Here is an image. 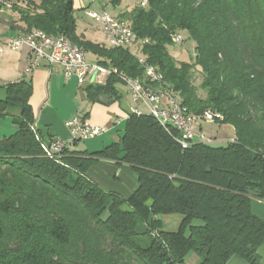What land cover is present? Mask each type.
I'll use <instances>...</instances> for the list:
<instances>
[{
    "label": "trees",
    "instance_id": "trees-1",
    "mask_svg": "<svg viewBox=\"0 0 264 264\" xmlns=\"http://www.w3.org/2000/svg\"><path fill=\"white\" fill-rule=\"evenodd\" d=\"M121 1L112 0L115 7ZM10 3L19 17L12 30L62 35L123 76L145 81V57L189 112L220 114L216 123L232 126L236 138L183 149L176 130L131 115L119 142L93 153L67 146L57 158L36 127L32 82L8 84L0 118L10 107L22 113L18 131L0 141V264H184L191 253L200 264H227L234 256L262 264L264 220L252 202H264V0H150L148 8L126 9L118 18L145 41L135 45L140 56L79 36L74 0H0V9ZM184 32L196 45L193 62H177L168 49ZM119 84L117 75L91 84L87 100L114 104ZM101 160L135 170L132 197L87 176ZM176 214L184 217L178 231L163 230L162 216Z\"/></svg>",
    "mask_w": 264,
    "mask_h": 264
},
{
    "label": "crops",
    "instance_id": "crops-1",
    "mask_svg": "<svg viewBox=\"0 0 264 264\" xmlns=\"http://www.w3.org/2000/svg\"><path fill=\"white\" fill-rule=\"evenodd\" d=\"M83 2V0H74L75 10L83 8ZM87 2H89V6H100L101 11H107L108 5L113 3L112 0H87ZM129 9H133V5ZM2 14L3 11L0 10V15ZM119 15L114 16L118 17ZM77 34L94 44L109 47L102 26L96 32H93L90 28L80 29L77 26ZM18 35L22 34L15 31V34L10 38ZM7 40L0 39L2 42ZM29 53L28 49H24L20 52L9 51L5 54H0V101L7 98L5 86L8 84L21 80L31 81L34 87L31 105L37 117L36 127L41 132L46 146L51 140L58 139L65 141L69 149L93 153L102 150L113 142H119L120 135L125 129L132 109L138 107L132 101L127 85L122 82V84L117 86L122 95L118 102L111 105L91 103L87 100L86 89L91 84H102L108 78L96 76L81 86L75 76L66 75L61 69L50 66L46 61H42L41 66L28 75L26 70L30 60ZM21 113L22 110L20 108L10 107L7 109V114L0 118V141L14 135L18 131L19 127L15 119ZM76 118H81L91 126L105 128L107 131L99 136L113 133L112 140L114 141L92 150L82 147L81 143L74 145L69 124ZM121 127H124L122 131ZM198 128V132H203V127L200 123ZM235 138L236 134L233 135L232 140L229 142L234 141ZM87 176L103 189L115 192L124 198L132 197L139 187V178L135 170L130 165L119 164L115 161H98L88 169ZM252 211L264 220V202L253 200ZM161 219L163 230L177 232L184 217L176 214L165 215ZM258 255L262 264H264V246L258 250ZM227 264L248 263L242 258L234 256Z\"/></svg>",
    "mask_w": 264,
    "mask_h": 264
},
{
    "label": "built area",
    "instance_id": "built-area-1",
    "mask_svg": "<svg viewBox=\"0 0 264 264\" xmlns=\"http://www.w3.org/2000/svg\"><path fill=\"white\" fill-rule=\"evenodd\" d=\"M149 3L147 0H135L133 8L145 9L149 7ZM89 17L101 24L108 44H118V48L128 49L131 47H126V40H134V46L137 43H145V41L139 40L134 32L124 31L122 20L105 10L91 12ZM173 41L174 44L183 43L184 39L180 36H173ZM23 49H28L30 52L29 65L26 70L28 75L40 67L42 61H46L50 66L61 69L66 75L75 76L81 86L96 76L104 78H108L110 75L119 76L120 80L127 85L132 101L138 105L132 109L131 115L142 116L147 114L153 117L163 128L176 130L179 134L177 141L183 149H188L197 142L212 146L220 142L216 138L195 129V125L198 126L204 120H196V115L189 112L186 106L176 103L171 96V91L170 100H162L160 96L146 91V84L152 81H145V84L134 83L124 78L115 68H107L98 63L89 62L86 56L67 50L63 45L62 35L58 37V41L27 38V33L12 37L5 42L0 41V54H5L8 51L20 52ZM139 63L149 69V72H153L155 81L157 71L154 70V66L150 65L145 57H140ZM206 112H211V117L215 123L221 119L218 113ZM69 126L73 140L84 141L107 131L105 128L91 126L81 118L74 119ZM66 147L67 143L58 139L51 140L47 145L50 154L57 158H60Z\"/></svg>",
    "mask_w": 264,
    "mask_h": 264
},
{
    "label": "rangeland",
    "instance_id": "rangeland-1",
    "mask_svg": "<svg viewBox=\"0 0 264 264\" xmlns=\"http://www.w3.org/2000/svg\"><path fill=\"white\" fill-rule=\"evenodd\" d=\"M39 2V0H37ZM83 8L75 10L74 16L77 22V26L80 29L90 28L93 32H96L98 28H101V25L97 23L96 20L89 17L91 12H101L100 6H89L87 0H83ZM135 4V0H122L121 3L115 7L113 3H110L107 7V12L112 15H119L122 11L131 8ZM5 8L0 9L3 11V14L0 15V39H10L12 35L15 34V31L10 29L11 26L16 25L19 17L16 12L13 11L12 4L4 5ZM180 36L184 39L183 43L175 44L173 47H169L170 54L175 58L177 62H193L196 56L195 53V43L189 40L187 33H179ZM24 50V49H23ZM132 52L138 54L140 53L133 45L131 46ZM9 52V51H8ZM141 57V56H140ZM96 57L92 53H88V61H96ZM194 84L198 87V92L201 97H205L206 94L203 90L200 89L202 83V75L198 68H195L193 71ZM200 125L203 127V132L216 138L218 142L215 146L226 145L229 141L232 140L233 135H235L234 128L232 126H220L215 122H200ZM121 131L124 127L120 128ZM195 129L199 130L198 126L195 125ZM112 134H107L105 136H97L92 139L81 141V146L87 149H95L98 146L103 144L112 143ZM195 224H201L200 221H196ZM202 261L201 257L195 253H191L185 260L184 264H200Z\"/></svg>",
    "mask_w": 264,
    "mask_h": 264
},
{
    "label": "bare ground",
    "instance_id": "bare-ground-1",
    "mask_svg": "<svg viewBox=\"0 0 264 264\" xmlns=\"http://www.w3.org/2000/svg\"><path fill=\"white\" fill-rule=\"evenodd\" d=\"M147 2H150V0H147ZM122 24L124 31L133 32L129 21H122ZM175 36H180V35H175ZM27 38H35L37 40H42V41H58V37L48 36L47 34H45L44 32L38 29H33L32 31L28 32ZM180 38H182V36H180ZM62 40H63V45L64 47L67 48V50L75 51V53L77 54L88 57L87 53L77 45L72 44L70 41L66 40L63 37ZM133 44H134V40H126V47H131ZM108 45L111 48H118V44H108ZM143 68L145 70V76H146L145 81H152L146 84L147 92L154 93V95L160 96L162 100H170V91H171L172 98H174L176 103L181 104L177 93L171 88L170 85L166 84L163 75L160 72H158V70L155 67L154 70L157 71V73H155V81H154L153 72H149V69H147L145 66H143ZM124 78H127L134 83L145 84V81L141 79H131L126 76H124ZM196 120H204V122H209V121L213 122V118L211 117V112H206L203 116L196 115Z\"/></svg>",
    "mask_w": 264,
    "mask_h": 264
}]
</instances>
